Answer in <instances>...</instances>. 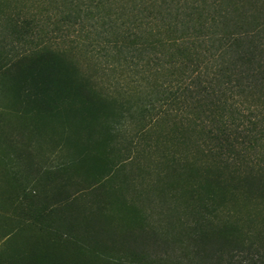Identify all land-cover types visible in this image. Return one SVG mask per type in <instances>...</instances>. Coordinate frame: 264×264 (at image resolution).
<instances>
[{
	"label": "trees",
	"instance_id": "obj_1",
	"mask_svg": "<svg viewBox=\"0 0 264 264\" xmlns=\"http://www.w3.org/2000/svg\"><path fill=\"white\" fill-rule=\"evenodd\" d=\"M51 2L67 40L46 42L41 28L38 50L18 58L0 50V70L41 122L66 121L71 104L80 106L73 117L92 120L83 113L94 109L103 121L96 149L105 162L88 177L128 183L138 202L115 196L135 220L118 231L101 223L94 232L85 209L87 233L103 244L118 236V255L131 263L147 264L161 249L163 258L151 254L164 264H264V0ZM33 123L0 135L3 163L33 184L42 172L30 201L40 204L36 216L47 210L72 227L63 189L74 175L42 165ZM119 138L133 156L108 161ZM96 251L120 264L107 247Z\"/></svg>",
	"mask_w": 264,
	"mask_h": 264
},
{
	"label": "rangeland",
	"instance_id": "obj_2",
	"mask_svg": "<svg viewBox=\"0 0 264 264\" xmlns=\"http://www.w3.org/2000/svg\"><path fill=\"white\" fill-rule=\"evenodd\" d=\"M6 17H11L12 20L9 21ZM64 25L51 0H0V50L13 58L38 50L41 38L44 41L48 39L65 42L67 37L64 34ZM41 28L47 33L39 38ZM62 35L65 36L62 38ZM31 107L26 102L24 93L16 90L0 70V135H8L12 130L27 132L25 126L37 123L38 133L43 136V141L41 147L35 151L40 154L41 160H44L42 165L51 173L60 167L74 175L72 181L66 182L63 191L68 193L64 202L70 203L74 208L76 220L71 221L72 227L66 228L57 218L52 220L46 216L47 210L44 211L45 217H37L35 209L40 204L33 205L30 201L34 192L38 195L37 192L41 190V182L46 181L44 174L40 173L36 184L27 181L18 172L19 168L3 163L0 151V264H110L111 261L103 259L104 254L97 253L96 250L100 247L114 251L112 256L120 260V264H139L137 261L131 263L130 260L118 255L124 253L118 236H113L107 244L94 237L99 233L96 229L101 227V223L112 231L121 230L124 226H132L135 223L133 216L126 214L115 200V196L123 197L127 202L132 200L134 195L133 193L130 195L128 183L123 184L120 180L93 181L88 177L101 170L105 162L96 149V139L104 131L103 121L97 119L94 109H91L93 113L87 111L83 113L93 116L92 120L85 121L73 117L76 116L75 113L79 114L80 106L71 104L62 110L64 114L71 115L66 121L45 116L41 122V117ZM127 120L125 135L128 138V133L134 131L135 125L131 123L129 117ZM39 124L44 127L40 128ZM37 139L38 136L34 137L35 146L38 144ZM119 140L116 148L108 155V161L124 162L128 156H133V153L127 150L129 146L126 148L125 140L122 138ZM138 161L139 166L147 165L140 159ZM61 172L59 170L60 174ZM133 201L138 202L136 198H133ZM142 207L147 210L145 214L158 218L157 211L148 210L147 200ZM101 208L104 210L98 214L97 211ZM85 209L94 214L91 225L97 233H93L92 230L93 236L87 233L89 229L86 228L88 225L84 218L87 212ZM152 251H157V254L159 252L162 258L166 256L165 251L154 249L150 251L152 259L144 261L147 264H164L151 254Z\"/></svg>",
	"mask_w": 264,
	"mask_h": 264
}]
</instances>
